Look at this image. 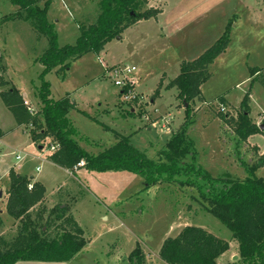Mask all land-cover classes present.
Instances as JSON below:
<instances>
[{
    "label": "rangeland",
    "instance_id": "rangeland-1",
    "mask_svg": "<svg viewBox=\"0 0 264 264\" xmlns=\"http://www.w3.org/2000/svg\"><path fill=\"white\" fill-rule=\"evenodd\" d=\"M44 1L39 0V6ZM100 1H51L48 19L60 46L74 45L81 26L97 22ZM176 1L148 0L142 10H161L167 2L169 6ZM18 11L9 0H0V83L7 80L19 88L36 111L41 108L38 89L43 81L49 82L52 98L69 95L76 103L69 117L87 151L97 154L114 144L119 133L153 160L159 159V150L183 123L187 108L170 82L180 73L183 61L199 57L205 51L200 49L212 46L231 23L230 48L210 66V77L202 85L205 99L192 104L195 123L190 135L199 150V162L213 175L246 176L240 156L248 165H259L256 175L264 178V130L237 148L239 136L220 117L221 112L235 116L249 94L251 119L258 125L264 123V0H220L209 17L172 37L152 18L139 21L99 54L89 52L70 59L65 76L54 69L43 77L40 57L49 47L48 36L36 33L24 19L25 13ZM5 17L12 18L5 21ZM116 64L137 67L132 74L135 99L125 100L122 88L107 72V66ZM254 68L261 73L253 75ZM6 87L0 86V91ZM221 96L227 101L224 109ZM169 115L172 121L167 123L163 117ZM0 129L4 130L0 131V236L4 232L10 241L18 230L19 221L4 210L9 173L14 169L46 188L45 201L33 209L34 214L43 210L46 217L55 206H66L67 215L74 216L87 239L83 251L71 261L21 260L15 264H136L130 255L138 248L145 264H167L160 257L165 239L177 236L188 225L203 227L231 242V251L237 248L232 231L207 211L192 188L168 182L146 187L140 175L127 171L89 173L83 166L68 170L55 165L49 159L52 151L47 140L32 141L31 127L16 123L1 94ZM13 151L24 154L23 160H17ZM91 179L98 183L92 184Z\"/></svg>",
    "mask_w": 264,
    "mask_h": 264
},
{
    "label": "trees",
    "instance_id": "trees-1",
    "mask_svg": "<svg viewBox=\"0 0 264 264\" xmlns=\"http://www.w3.org/2000/svg\"><path fill=\"white\" fill-rule=\"evenodd\" d=\"M9 1L19 7L18 12L25 13L24 19L30 21L36 33L48 36L49 47L40 57L44 66L42 77L54 69L65 76L70 59L80 58L89 52L99 54L127 27L160 13V10L152 8L142 10L148 0H101L97 22L81 26V34L74 45L60 46L55 26L48 19L52 0H45L42 7L39 0ZM230 28L231 23L199 57L183 61L180 73L170 82V86L178 89V97L188 106L183 123L159 150L158 160L150 159L132 145L128 136L119 133H116L114 144L97 154L87 151L77 139L79 131L69 117L76 103L69 95L59 100L52 98L47 81H43L38 89L41 108L36 111L25 104L21 90L9 85L7 80L0 83L2 87L7 86L0 94L16 123L31 127L32 141L47 140L50 146L56 147L49 155L55 165L73 170L83 160V167L88 171L138 174L146 187L168 182L192 188L207 211L232 231L233 239L238 243L239 257L226 264H264V178L256 175L259 165H248L239 156L241 164L246 167V176H235L229 172L215 176L199 162V150L190 135V128L195 123L192 104L197 100L203 101L201 87L210 77V66L229 46ZM259 71L261 69L254 68L252 74ZM158 93L159 89L155 94ZM249 99V94L243 97L235 116L220 113V117L234 127L239 136L237 148L250 136L263 132L262 124L258 125L250 117ZM220 101L222 106L227 104L224 96ZM9 177L6 209L19 224L12 240L0 236V264H15L21 260L71 261L81 253L87 244L85 230L74 216L67 215V207L57 205L46 217L43 210L34 214L33 209L43 203L45 186L14 169ZM31 183L33 187L30 189ZM50 228L55 229L54 232ZM229 248L227 240L203 227L188 225L177 236L165 239L160 257L168 264H219L218 258ZM130 257L136 264H145L139 248Z\"/></svg>",
    "mask_w": 264,
    "mask_h": 264
},
{
    "label": "crops",
    "instance_id": "crops-1",
    "mask_svg": "<svg viewBox=\"0 0 264 264\" xmlns=\"http://www.w3.org/2000/svg\"><path fill=\"white\" fill-rule=\"evenodd\" d=\"M201 3H202V0H200V1L196 0L193 3H189L188 0H177L174 4L167 6V4H168V2H167L165 4L164 8H162L160 10V13H158V15L156 17H152V19L160 25L159 27H160V29H162L164 31L165 35H167L168 37H172V36L176 35L177 33L185 30L190 25H193L202 19L205 20L207 17H209L210 13L213 12L214 10H216L217 7L220 5V0H204V4H201ZM11 18L12 17H10V18L5 17V21H7ZM150 19H146V20H150ZM142 21L143 20H141V22ZM184 37L185 36H183V40H184ZM230 42H231V40H230ZM202 48H204V47H202ZM206 48H208V47H206ZM206 48L200 49L199 52H202V50H206ZM229 48H230V43H229V46L227 47V49L221 55H219L216 58V60H218L221 57H223L224 55H226ZM1 58H3L2 52H0V59ZM5 70L6 69H4V71ZM201 90H202V87H201ZM23 95H24V97L26 96V94H23ZM202 96H203V100H204L205 98L203 95V91H202ZM155 101H156V99L153 98L152 102H155ZM0 131H4V130L0 129ZM4 136H6V134H4ZM0 140H3V139L0 138ZM14 152H16V151H13V153ZM88 172L92 173L90 171H88ZM90 178H92V177H90ZM91 180H92V184H94L96 181L93 179H91ZM96 183H98V181ZM7 198H8V194L6 193V196H5L6 201H7ZM44 201H45V197H44ZM4 210H7L6 206L4 207ZM4 210H1L2 214H3ZM14 221L12 223H14ZM3 234H4V232L1 233L2 237H4ZM232 241H233V243L235 242L234 239H232ZM229 243H230V248L218 258L219 264H226L228 262L236 260V259H234L235 256L239 257L238 245L234 251H231V242H229Z\"/></svg>",
    "mask_w": 264,
    "mask_h": 264
},
{
    "label": "built area",
    "instance_id": "built-area-1",
    "mask_svg": "<svg viewBox=\"0 0 264 264\" xmlns=\"http://www.w3.org/2000/svg\"><path fill=\"white\" fill-rule=\"evenodd\" d=\"M107 72L110 74L111 77L114 78V82L116 85L120 86L122 88V96L124 97V99H135L137 97V94L134 91V88L132 87L133 85H136V81L135 79L132 77V74L137 70L136 66H131V65H121V64H116L113 66H107ZM261 73V71H259L257 74ZM2 73L0 70V77H1ZM25 99V104L28 105V107L34 111L31 106L29 105V101L24 97ZM222 108L224 109L225 106H222ZM163 119L169 123L172 120V116L169 115L167 117H163ZM261 125V124H260ZM56 149L55 146H51V151H54ZM14 154L16 155L17 160H23V158L25 157L24 154H22L21 152H14ZM85 162L82 160L81 162H79L74 169H78L82 166H84ZM38 170H40L41 168L38 167ZM33 187V183L29 184V188L31 189Z\"/></svg>",
    "mask_w": 264,
    "mask_h": 264
},
{
    "label": "water",
    "instance_id": "water-1",
    "mask_svg": "<svg viewBox=\"0 0 264 264\" xmlns=\"http://www.w3.org/2000/svg\"><path fill=\"white\" fill-rule=\"evenodd\" d=\"M118 37V39H120L121 38V36L119 35V36H117ZM188 106V103H186L185 104V107H187ZM261 130H264V123L261 125ZM40 148H42V146H40ZM30 179H33V177H31ZM2 194L0 193V196H1ZM238 258V256H235L234 257V259H237Z\"/></svg>",
    "mask_w": 264,
    "mask_h": 264
}]
</instances>
